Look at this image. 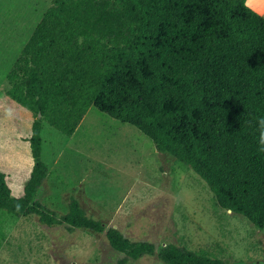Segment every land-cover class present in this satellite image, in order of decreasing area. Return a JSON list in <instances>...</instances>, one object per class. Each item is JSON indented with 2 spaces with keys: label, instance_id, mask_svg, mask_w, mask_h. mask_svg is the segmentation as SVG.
I'll use <instances>...</instances> for the list:
<instances>
[{
  "label": "trees",
  "instance_id": "16d2710c",
  "mask_svg": "<svg viewBox=\"0 0 264 264\" xmlns=\"http://www.w3.org/2000/svg\"><path fill=\"white\" fill-rule=\"evenodd\" d=\"M6 79L5 94L34 115L33 166L19 197L0 171L1 212L104 230L73 198L60 218L33 200L48 173L44 125L68 138L94 106L189 166L220 208L264 227V153L249 126L264 116V16L247 0H52ZM105 235L122 260L154 253L115 227ZM156 255L163 264H225L173 243Z\"/></svg>",
  "mask_w": 264,
  "mask_h": 264
},
{
  "label": "rangeland",
  "instance_id": "374dc122",
  "mask_svg": "<svg viewBox=\"0 0 264 264\" xmlns=\"http://www.w3.org/2000/svg\"><path fill=\"white\" fill-rule=\"evenodd\" d=\"M247 2L264 13V0ZM51 3L0 0V171L15 197L33 166L28 138L34 115L5 94L6 76ZM41 136L48 173L33 200L60 218L73 198L104 230L0 211V264H163L156 253L169 243L204 250L225 264H264V227L220 208L204 180L157 151L133 125L90 106L70 137L47 125ZM108 227L130 241L152 243L154 253L122 260L125 252L107 241Z\"/></svg>",
  "mask_w": 264,
  "mask_h": 264
},
{
  "label": "clouds",
  "instance_id": "9594fccd",
  "mask_svg": "<svg viewBox=\"0 0 264 264\" xmlns=\"http://www.w3.org/2000/svg\"><path fill=\"white\" fill-rule=\"evenodd\" d=\"M253 131V138L257 145V150L264 153V116H258L249 122Z\"/></svg>",
  "mask_w": 264,
  "mask_h": 264
},
{
  "label": "crops",
  "instance_id": "0c3cea01",
  "mask_svg": "<svg viewBox=\"0 0 264 264\" xmlns=\"http://www.w3.org/2000/svg\"><path fill=\"white\" fill-rule=\"evenodd\" d=\"M248 3V2H247ZM255 10H257V9H255ZM260 14H263V16H264V13L262 12V11H259V10H257Z\"/></svg>",
  "mask_w": 264,
  "mask_h": 264
}]
</instances>
